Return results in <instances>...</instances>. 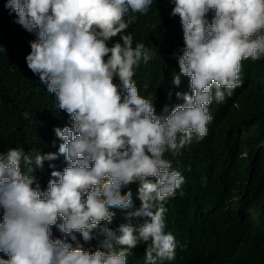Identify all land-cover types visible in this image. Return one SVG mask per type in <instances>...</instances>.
<instances>
[{
	"label": "clouds",
	"instance_id": "9594fccd",
	"mask_svg": "<svg viewBox=\"0 0 264 264\" xmlns=\"http://www.w3.org/2000/svg\"><path fill=\"white\" fill-rule=\"evenodd\" d=\"M172 2L185 44L172 84L188 77L192 93L177 92L184 103L157 115L153 98L141 96L132 79L150 51L143 43L133 47L132 34H122L135 19L126 22L125 16L147 14L153 0H7L16 22L37 36L28 68L55 95L71 127L54 129L68 166L51 172L46 191L33 173L58 154L38 152L33 161L23 149L0 152V252L8 257L0 264H127L139 244L146 245V264L174 260L177 242L165 232L164 204L185 178L164 154L181 155L186 145L202 140L213 120L208 106L241 86L242 61L264 57V0ZM118 35L122 42L109 46ZM133 183L139 207L128 189ZM110 209L142 223L113 230L107 226L115 216ZM101 222L100 247L83 250L74 233L88 242ZM52 226L64 238L51 239Z\"/></svg>",
	"mask_w": 264,
	"mask_h": 264
},
{
	"label": "trees",
	"instance_id": "16d2710c",
	"mask_svg": "<svg viewBox=\"0 0 264 264\" xmlns=\"http://www.w3.org/2000/svg\"><path fill=\"white\" fill-rule=\"evenodd\" d=\"M6 3L0 0V152L23 149L34 161L38 152L58 154L63 141L54 129L71 127V118L58 109L55 95L28 68L26 56L37 36L16 22V13ZM173 7L172 0H153L147 14L130 11L124 18L127 22L135 17L122 34H132L133 47L143 43L150 51L151 59L141 60L132 79L141 96L153 98L157 115H167L184 103L177 92L192 93L188 77L182 76L178 87L172 84L185 48L180 18L171 15ZM213 16L210 10L206 18L211 22ZM115 42H122L119 35L109 46ZM240 79L242 84L231 97L219 103L213 100L208 106L213 120L202 140L186 145L181 155L164 154L185 183L164 204L165 232L172 233L177 242L175 258L158 264H264V57L242 61ZM115 82L119 84L118 79ZM67 166L58 154L57 159L45 160L42 168H36L33 175L41 191L47 190L52 171L63 172ZM22 170H26L23 165ZM128 189L134 207H139L138 184ZM110 210L115 216L107 226L113 230L122 224L142 223L139 218L127 219L124 210ZM104 226L101 222L88 242L74 233L83 250L92 253L100 247ZM51 231V239L64 238L56 226ZM68 242L76 246L70 237ZM145 249V244L131 249L127 264H146ZM0 258L8 257L0 252Z\"/></svg>",
	"mask_w": 264,
	"mask_h": 264
}]
</instances>
